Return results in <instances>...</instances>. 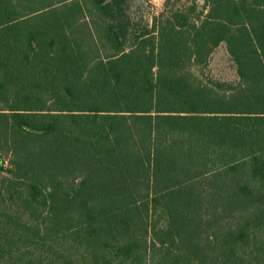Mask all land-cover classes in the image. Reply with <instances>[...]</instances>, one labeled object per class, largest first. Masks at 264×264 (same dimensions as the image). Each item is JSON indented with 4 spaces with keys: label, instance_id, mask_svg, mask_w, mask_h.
Returning <instances> with one entry per match:
<instances>
[{
    "label": "trees",
    "instance_id": "1",
    "mask_svg": "<svg viewBox=\"0 0 264 264\" xmlns=\"http://www.w3.org/2000/svg\"><path fill=\"white\" fill-rule=\"evenodd\" d=\"M176 1L0 0V264H264V0Z\"/></svg>",
    "mask_w": 264,
    "mask_h": 264
},
{
    "label": "rangeland",
    "instance_id": "2",
    "mask_svg": "<svg viewBox=\"0 0 264 264\" xmlns=\"http://www.w3.org/2000/svg\"><path fill=\"white\" fill-rule=\"evenodd\" d=\"M164 0H134L132 9L136 13H139V10L145 14L146 19H149V21H152V18L156 15H158L159 11L162 8ZM170 2H174V0H170ZM177 3H186V0H177ZM214 62L216 68L213 69L214 72L217 75H223L221 74L223 71L222 68V52H217L214 57ZM206 72V70L204 69ZM204 77V74H203Z\"/></svg>",
    "mask_w": 264,
    "mask_h": 264
}]
</instances>
